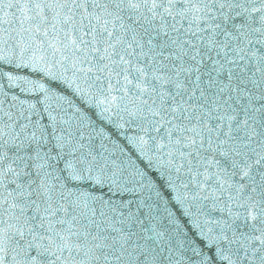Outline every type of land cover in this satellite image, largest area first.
Returning a JSON list of instances; mask_svg holds the SVG:
<instances>
[{
  "label": "snow or ice",
  "instance_id": "6c2138e0",
  "mask_svg": "<svg viewBox=\"0 0 264 264\" xmlns=\"http://www.w3.org/2000/svg\"><path fill=\"white\" fill-rule=\"evenodd\" d=\"M0 264H264V0H0Z\"/></svg>",
  "mask_w": 264,
  "mask_h": 264
}]
</instances>
